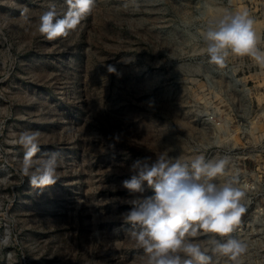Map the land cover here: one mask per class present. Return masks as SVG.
<instances>
[{"label": "rangeland", "instance_id": "obj_1", "mask_svg": "<svg viewBox=\"0 0 264 264\" xmlns=\"http://www.w3.org/2000/svg\"><path fill=\"white\" fill-rule=\"evenodd\" d=\"M53 6L68 7L0 0V237L11 234L0 264H146L121 214L154 193L132 195L123 181L165 151L230 157L216 182L246 193L232 234L247 244L239 264H264V69L248 57L210 65L203 40L224 15L248 11L264 50V0H96L49 41L38 22ZM26 132L39 133L33 159L58 154L54 185L33 188L21 173ZM211 238H196L209 264H236Z\"/></svg>", "mask_w": 264, "mask_h": 264}, {"label": "clouds", "instance_id": "obj_2", "mask_svg": "<svg viewBox=\"0 0 264 264\" xmlns=\"http://www.w3.org/2000/svg\"><path fill=\"white\" fill-rule=\"evenodd\" d=\"M95 2L66 0L68 7L62 16L53 6L40 16L38 32L49 41L69 36L93 12ZM254 25L248 11L226 14L210 25L203 35L208 63L222 69L230 56L248 57L264 69V50L258 47ZM108 71L116 73L112 66ZM38 137V132L22 134L25 154L20 170L33 188L43 189L57 182L58 154L33 159ZM166 152L156 155L154 161L145 158L134 162L130 167L133 175L123 181V188L132 195L144 193L145 185L154 193L132 200L131 208L121 214L125 222L138 228L132 238L145 252L146 264H209L208 250L196 239L204 234L212 235L208 243L213 253L239 264L247 244L232 234L247 211L246 193L236 186V180L216 182L226 174L230 157L208 159L199 154L182 162L181 156L172 158ZM10 244L11 234L5 231L0 248Z\"/></svg>", "mask_w": 264, "mask_h": 264}]
</instances>
